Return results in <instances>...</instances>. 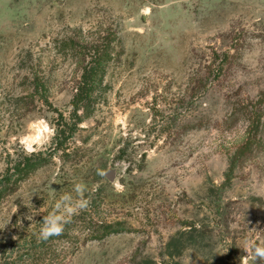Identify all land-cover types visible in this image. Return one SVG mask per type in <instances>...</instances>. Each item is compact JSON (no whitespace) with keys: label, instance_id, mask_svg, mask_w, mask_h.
I'll return each instance as SVG.
<instances>
[{"label":"rangeland","instance_id":"obj_1","mask_svg":"<svg viewBox=\"0 0 264 264\" xmlns=\"http://www.w3.org/2000/svg\"><path fill=\"white\" fill-rule=\"evenodd\" d=\"M7 174L0 264H241L264 246V0H0ZM81 181L88 208L40 239Z\"/></svg>","mask_w":264,"mask_h":264},{"label":"clouds","instance_id":"obj_2","mask_svg":"<svg viewBox=\"0 0 264 264\" xmlns=\"http://www.w3.org/2000/svg\"><path fill=\"white\" fill-rule=\"evenodd\" d=\"M142 11L147 13L150 9H143ZM54 135L55 128L48 121L37 119L29 122L25 134L19 138V143L23 150L31 155L43 149ZM97 174L105 175L100 170H98ZM113 183L117 190H122L123 186L118 181L114 180ZM72 191L75 195L69 192L63 193L55 202L53 210L43 216L39 230L40 239L46 241L50 237L62 235L65 226L71 222L72 217L88 208L91 203V196L86 195L89 193L87 185L82 181L75 183ZM250 231L257 230L251 229ZM241 249L245 253L240 257L241 264H250V261L252 264H256L257 261L264 264V246L253 240H248Z\"/></svg>","mask_w":264,"mask_h":264},{"label":"trees","instance_id":"obj_3","mask_svg":"<svg viewBox=\"0 0 264 264\" xmlns=\"http://www.w3.org/2000/svg\"><path fill=\"white\" fill-rule=\"evenodd\" d=\"M95 70L96 69L93 68V69H91L89 71H86V79L85 80L88 81V82L90 81L89 83H92L95 80L94 79V76H95V73H96ZM93 85L94 84L84 86L83 89L80 88L79 89V93L76 95V98H77L76 101L80 103V102H83L84 100H86L87 98H89L88 94L90 92V87H92ZM125 152H126L125 149L121 150V154L122 155L126 154ZM37 158H38V156L35 153H33V156L31 157L30 160L33 162L34 160H37ZM8 180H9L8 174L4 175V176H2L0 178V193L5 192V190L7 188Z\"/></svg>","mask_w":264,"mask_h":264},{"label":"water","instance_id":"obj_4","mask_svg":"<svg viewBox=\"0 0 264 264\" xmlns=\"http://www.w3.org/2000/svg\"><path fill=\"white\" fill-rule=\"evenodd\" d=\"M106 176L107 178H109L111 181H114L115 180V177H116V172L113 169H109L107 172H106Z\"/></svg>","mask_w":264,"mask_h":264}]
</instances>
